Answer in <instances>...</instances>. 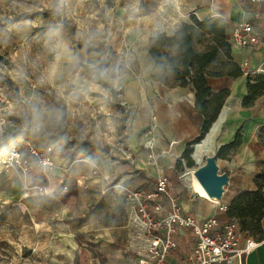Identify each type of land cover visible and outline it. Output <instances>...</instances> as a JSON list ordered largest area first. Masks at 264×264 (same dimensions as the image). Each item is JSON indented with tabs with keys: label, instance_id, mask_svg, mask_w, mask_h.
Here are the masks:
<instances>
[{
	"label": "rangeland",
	"instance_id": "374dc122",
	"mask_svg": "<svg viewBox=\"0 0 264 264\" xmlns=\"http://www.w3.org/2000/svg\"><path fill=\"white\" fill-rule=\"evenodd\" d=\"M208 2L211 0H80L79 3L73 0V11L63 18L64 26L59 36L69 52L77 57L78 63L73 64L62 55L57 59L50 51L55 43L51 33L61 18L54 17L53 13L42 14L44 10H51L47 7L48 0H1V148L6 149L11 143L21 145L24 138L20 137L26 133L28 137L35 134L31 125L25 126L17 113L20 108L36 106L56 107L62 112L59 123L50 125L40 135L100 144L108 151L97 150L82 158L91 157V154L97 156L101 171L97 176L88 174L77 177L82 179L81 182L74 180L73 183L80 188V201L76 209L62 205L61 191L57 188L46 190L43 194L30 189L29 200L21 202L0 196V264H136V260L143 258L141 245L144 230L134 221L135 203L124 191L125 186L132 189L130 185L136 174L118 176L117 172L123 168L122 172L125 173L124 168L140 160L139 150L143 149V143L147 140L146 133L157 93L162 94L164 89H179L182 96L192 98L195 104L192 84L182 85L178 78L182 71L179 46L169 43L161 48L163 54L176 63L179 73H174L165 61L155 63L150 53V39L171 37L184 24H193L194 18L200 22L209 20L208 27L196 26L193 32L196 53L215 47L219 51L217 60L207 72L228 73L234 66L241 67L243 71L246 68L244 62L234 54L236 44L231 33L235 26L231 20L232 8L225 5L223 11L198 17L196 5ZM214 24L219 30L218 35L209 32V27ZM81 25L93 31L103 25L102 40L93 46V51L86 52L80 48L83 43L78 35L82 31ZM86 57H94L102 69H118L119 84L113 87L114 92L93 78L84 63ZM53 64L56 65L55 72L52 71ZM81 68L84 69L79 73L80 83L84 85L82 88L70 83ZM229 78L233 77L207 78L211 97L219 93L215 91L214 84ZM137 88L145 99L143 104L132 103L136 99L134 92ZM66 97L70 99L66 100ZM230 99L227 93L220 112L240 103L236 97ZM13 133L23 135H18L20 137L12 141ZM201 138L200 135L195 142ZM259 139L260 157L255 175L252 179L239 172L233 175L225 186L222 201L231 200V203L240 193L255 191L262 183L258 176L264 169V126L259 132ZM60 149L67 154L72 150L67 149L66 145ZM219 151L215 150L217 161L223 165L227 157L224 152L219 154ZM192 153L190 149L186 156L175 161V169L180 174L199 166L189 156ZM207 156L203 163H206ZM191 161L193 166H190ZM71 163L72 160H69L63 167L69 171ZM157 164L169 175V159L159 157ZM219 169L221 171L222 168ZM2 174L10 181L21 177L16 171H0V176ZM49 182L44 181L42 186L49 187ZM20 187L21 184L16 183L15 188L20 190ZM20 192L16 197L20 196ZM74 216L77 218L70 221ZM74 220L78 222L72 224ZM80 231H87L85 234L95 241L100 240L99 244L104 248L109 244L110 250L120 249L122 252H103L107 256L105 261L93 259L92 252L88 256H80V247L67 241L69 235Z\"/></svg>",
	"mask_w": 264,
	"mask_h": 264
},
{
	"label": "crops",
	"instance_id": "0c3cea01",
	"mask_svg": "<svg viewBox=\"0 0 264 264\" xmlns=\"http://www.w3.org/2000/svg\"><path fill=\"white\" fill-rule=\"evenodd\" d=\"M225 5L232 8L233 14L231 15V20L235 25L248 21L260 29L264 28V6L252 5L245 0H211V2L204 5H196L195 8L199 9V13L196 15L198 17L211 16L213 13L223 11ZM234 54L244 62L246 66L244 72L246 74L239 78H229L214 84L216 92L227 91L231 99L236 97L240 101L237 106L225 108L226 119L223 120L218 133L214 137V152L217 149L219 151L223 146L231 144L240 130L241 141L236 146L224 151L227 160H224L223 165L219 164L218 161L217 163L222 168L220 174L227 173L229 180L238 172L252 179L256 173V166L260 157L259 132L264 126V97H259L250 106H245L243 101L248 93L249 74L264 72V45L255 47H240L236 45L234 47ZM134 86L137 87L136 85ZM134 98L136 99L132 103H145V99L138 88L134 92ZM154 98L155 109L152 112V120L146 133L147 140L143 143V149L139 150L140 160L133 166L124 168L125 173L122 172L123 168H119L120 170L117 172V175L136 174L135 179L130 185L132 187L131 190L149 192L154 189L157 177L165 174L171 180V192L178 197L186 213L200 220L215 217L222 223L229 221L230 217L227 210H221L220 207H228L231 200L224 202L222 201V197L221 200H217L216 202L215 200L201 196L187 182L184 183L185 179L182 177L184 172L180 174L175 169V161L179 160L183 155L186 156L190 149L191 151L193 150V153L189 154V156L195 161L193 157L195 143H197L195 139L202 134V127L204 125L203 116L196 110L192 98L182 96V92L179 89H164L162 90V94L157 93ZM165 150L169 151V158L163 154ZM53 155L56 167L51 171L52 180L48 181L49 187H47V192L57 188L61 191L60 200L62 202V197L66 192L64 188L67 187L68 189L74 184L75 179L81 182L82 179L77 178L81 175H94V168L86 160L77 159L72 161L70 165L71 169L68 171L66 167H63L65 162L69 163L68 154L62 152ZM159 157L169 159V175L162 171L157 164ZM96 158L97 156L93 154H91V157H86V159H90L96 163L100 172L101 165ZM99 172L95 176L99 175ZM29 180L32 184L38 183L41 185L45 181L38 171L32 172ZM18 182L21 184L20 190L15 188ZM29 190V188L24 186L22 176L11 181L4 174L0 176V196L5 199L13 202L27 201ZM19 191H21L20 196L16 197ZM78 193V201H80L79 187ZM33 194H36V192ZM77 204L78 202L75 203L73 198L67 204L62 202L65 208L72 209H76ZM76 218V216L71 217V220ZM77 222V220H74L71 223ZM86 232L80 231L75 235H69L67 241H69L70 245L79 246V252L85 249L92 253L93 251L88 249L86 242L95 243V250L101 254V257H95L93 254V259L97 258L96 260L98 258H101L103 261L107 259V256L103 252H122L120 249L110 250L109 244L104 248L103 245L99 244L100 240L95 241L89 238V234H85ZM80 234H85V242L82 244H79L75 240V237ZM254 237L260 240L261 244L245 258L244 264H264V219L262 221V233ZM175 238L178 242V247L169 255L166 264H184L187 255L191 252L195 243V237L190 230L178 231L175 234ZM142 242L141 249L145 250V236L144 240L142 238ZM135 263L147 264L144 257L136 260Z\"/></svg>",
	"mask_w": 264,
	"mask_h": 264
},
{
	"label": "built area",
	"instance_id": "2783aa9c",
	"mask_svg": "<svg viewBox=\"0 0 264 264\" xmlns=\"http://www.w3.org/2000/svg\"><path fill=\"white\" fill-rule=\"evenodd\" d=\"M249 4L264 6V0H245ZM1 2V0H0ZM2 8H0V13ZM232 38L240 47L264 45V28L244 21L232 28ZM24 147L11 143L0 151V171H16L23 177V184L38 193H46L41 184H32L29 177L38 171L44 180L50 181L51 171L56 167L52 145L37 148L28 138H24ZM93 165V174L99 172L96 163L84 159ZM43 161H49L47 168ZM171 180L163 174L157 177L151 191H124L135 201L134 221L144 230L145 250L143 257L147 264H166L169 255L178 247L175 234L180 230H190L195 237L191 252L184 264H244L245 258L261 244L260 240L240 232L236 221L220 222L215 217L198 219L183 210L177 196L171 192ZM67 187L64 188V191ZM221 210L227 207L221 206Z\"/></svg>",
	"mask_w": 264,
	"mask_h": 264
},
{
	"label": "trees",
	"instance_id": "16d2710c",
	"mask_svg": "<svg viewBox=\"0 0 264 264\" xmlns=\"http://www.w3.org/2000/svg\"><path fill=\"white\" fill-rule=\"evenodd\" d=\"M52 10H44L42 14L51 15ZM193 24H184L182 28L171 37H152L149 42L150 53L156 64H161L165 61V64L174 73H179L176 63L172 58L163 54L162 49L164 46L177 45L180 48L181 73L178 74V78L182 85L192 84L195 93V107L196 110L203 116L204 125L202 127V134L208 133L212 123L218 118L219 112L222 108V104L227 93L225 91H220L213 97H211V88L208 85V77H221L224 75H229L233 78H239L244 75V71L239 66H234L235 68L228 73L223 71L207 72V69L212 66V64L217 60L218 49L211 48L203 53H196L193 48V32L196 26L205 25L208 27L209 20L200 22L198 19L194 18ZM209 32L216 35L219 34L216 24L209 27ZM80 48L86 52L93 51V46L85 47L84 43L80 44ZM97 81L105 87L111 88L114 92L111 84L107 83L103 79L96 78ZM248 93L244 98L243 104L245 106H250L259 97L264 95V73H253L248 76ZM18 136L23 135L22 133H13L11 135L12 141L23 138H28L37 148H43L52 145L53 154H59L61 152V147L63 145L67 146V149H72L69 154V160H77L85 157L87 153H92L94 151H108V148L100 144H92L87 141L73 140L70 141L66 138H59L54 136H42L40 134H32L31 136ZM240 130L237 132L235 140L227 145L223 146L219 154L224 151L236 146L241 141ZM199 141V139L197 140ZM76 145L75 148L72 146ZM18 147L23 148L24 142ZM5 148H1L2 151ZM62 155V154H61ZM194 163L190 162V166ZM258 180L262 183L258 185V189L255 191H246L240 193L236 196L232 202L227 207V213L231 220L237 222L240 232L247 234L251 237L257 236L262 233V221L264 219V169L261 175L258 176ZM78 185L76 183L72 184L64 193L62 197V202L64 204L69 203L73 198L74 202H78ZM72 221V220H70ZM255 238V237H254ZM85 234H80L75 237V240L82 244L85 242ZM256 239V238H255ZM258 240V239H257ZM88 249L93 251L95 257H101V254L95 250V243L86 242ZM89 252L85 249L82 250L80 256H88Z\"/></svg>",
	"mask_w": 264,
	"mask_h": 264
},
{
	"label": "clouds",
	"instance_id": "9594fccd",
	"mask_svg": "<svg viewBox=\"0 0 264 264\" xmlns=\"http://www.w3.org/2000/svg\"><path fill=\"white\" fill-rule=\"evenodd\" d=\"M80 0H77L79 3ZM103 2V0H101ZM73 0H48L47 7H49L54 17H60V21L54 25L51 36L55 40L50 47V51L55 54L56 58L62 55L69 63H78L77 57H75L72 53L69 52L66 45H64L60 40L59 36L61 30L63 29V18L70 16L73 11ZM25 23H31L30 21H26ZM82 31L78 33L85 47L87 46H95L101 42L103 36V25H99L94 31L90 29V27L81 25ZM89 60L92 62L89 63ZM84 63L88 66L90 70V74L93 78H100L104 81L108 82L112 85V87H118L119 84V75L118 69L115 67L112 68H101L100 62L96 60L94 57H86ZM56 65L53 64L52 71L55 72ZM84 71L83 68L79 69L76 73V78L72 79L70 83L77 85V87H83L80 83L79 73ZM43 82V81H42ZM84 84H87V81H84ZM63 90L61 91V94ZM105 95H107L105 93ZM70 99V97L65 98ZM23 103H27V101H23ZM25 123V126L31 125V130L35 134H39L41 132H45L50 125L58 124L62 118V112L59 108H42L32 106L30 108H20L17 113ZM3 134V120L0 118V135ZM49 161H43L42 166L47 168L49 166Z\"/></svg>",
	"mask_w": 264,
	"mask_h": 264
},
{
	"label": "water",
	"instance_id": "95a60500",
	"mask_svg": "<svg viewBox=\"0 0 264 264\" xmlns=\"http://www.w3.org/2000/svg\"><path fill=\"white\" fill-rule=\"evenodd\" d=\"M224 117L225 108L222 109L216 121L212 123L208 133H204L200 141L195 143V148L209 140L212 136L214 127H220ZM217 159L218 155L216 152L207 156L206 163L196 169L195 176L212 199L221 200L225 192L224 188L229 183V175L227 173L220 174ZM196 163L198 162L196 161Z\"/></svg>",
	"mask_w": 264,
	"mask_h": 264
},
{
	"label": "bare ground",
	"instance_id": "6f19581e",
	"mask_svg": "<svg viewBox=\"0 0 264 264\" xmlns=\"http://www.w3.org/2000/svg\"><path fill=\"white\" fill-rule=\"evenodd\" d=\"M224 119H226V118L224 117ZM218 131H219V126L218 127L215 126L214 129H213V132H212V136L209 138V140L206 143H203V144L197 146L194 149L193 157L198 162L197 164H199V166H201V165H203L205 163V162L203 163L205 156L212 155L214 153V137L218 133ZM163 154L166 157L169 158V151L168 150H165ZM196 169H188L187 171H185L182 174V177L186 180V182L188 183V185L193 190H195L196 192H198L201 196H204V197H206V198H208L210 200H215V199H212L209 196V194L207 193V191L204 189V187L202 186V184L199 182V180L195 176ZM215 201L217 202V200H215Z\"/></svg>",
	"mask_w": 264,
	"mask_h": 264
}]
</instances>
